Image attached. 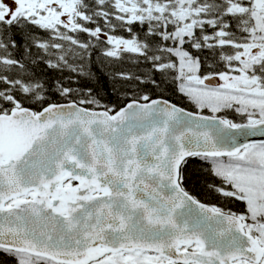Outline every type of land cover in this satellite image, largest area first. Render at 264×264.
Wrapping results in <instances>:
<instances>
[{
    "label": "snow or ice",
    "instance_id": "1",
    "mask_svg": "<svg viewBox=\"0 0 264 264\" xmlns=\"http://www.w3.org/2000/svg\"><path fill=\"white\" fill-rule=\"evenodd\" d=\"M0 264H264V0H0Z\"/></svg>",
    "mask_w": 264,
    "mask_h": 264
}]
</instances>
